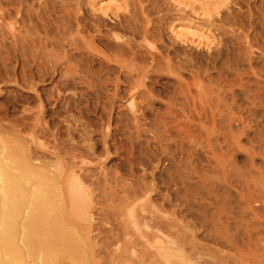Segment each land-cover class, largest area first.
<instances>
[{"label":"rangeland","instance_id":"374dc122","mask_svg":"<svg viewBox=\"0 0 264 264\" xmlns=\"http://www.w3.org/2000/svg\"><path fill=\"white\" fill-rule=\"evenodd\" d=\"M0 140L84 194L0 264H264V0H0Z\"/></svg>","mask_w":264,"mask_h":264},{"label":"bare ground","instance_id":"6f19581e","mask_svg":"<svg viewBox=\"0 0 264 264\" xmlns=\"http://www.w3.org/2000/svg\"><path fill=\"white\" fill-rule=\"evenodd\" d=\"M151 33L145 28L143 37L146 39ZM116 48L121 49V46L116 45ZM14 52L15 59L18 61L17 59L20 57L16 54V50ZM135 54L133 53V56H136ZM150 56L157 68L160 67L167 71H180L184 65L175 62L170 57V53L161 58H157L151 53ZM72 57L74 59V56ZM23 58L25 57L23 56ZM62 66L64 64L59 63L60 77H63L60 69ZM78 66H81L80 63ZM53 70L56 71L57 67L53 66ZM76 72L77 70H73V73H67L71 78L69 84L75 82ZM143 77H147V73ZM138 78L142 79L141 75H138ZM137 87H140L138 81L133 88L136 89ZM35 88H37V84H32L31 89ZM59 179V169L31 157V153L22 144L12 141L6 143L0 140V221L2 235L16 236L17 242L19 243L21 240L23 248L26 250L45 251L55 248L61 242L75 241V235L67 228L69 223L64 216L67 211L65 208L59 207L55 200L59 201V198L71 195L75 205L84 207V194L77 182L68 184L67 192L62 191L58 187L60 185Z\"/></svg>","mask_w":264,"mask_h":264}]
</instances>
